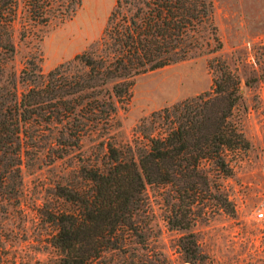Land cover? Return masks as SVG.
<instances>
[{"label":"trees","instance_id":"trees-1","mask_svg":"<svg viewBox=\"0 0 264 264\" xmlns=\"http://www.w3.org/2000/svg\"><path fill=\"white\" fill-rule=\"evenodd\" d=\"M22 3L32 19L47 23L70 16L80 0ZM18 7L19 0H0V76L14 52ZM203 26L213 33L211 51L219 49L213 0H115L95 47L46 72L28 60L18 75L26 85L22 90L11 72L0 84V209L18 199L21 164L41 146L45 131L56 133L49 142L51 159L81 146L84 135L104 136L117 107L128 101L134 77L188 57L201 46L197 33ZM209 65L214 72L209 89L153 110L128 141L100 138L101 154L81 158L78 170L86 187L57 186L71 208L50 213L58 254L42 264H110L107 253L127 254L130 239L145 248L137 215L148 207L147 184L171 186L177 208L170 225L190 228L193 204L213 194L205 163L229 175L228 151L249 146L233 118L242 97L240 76L221 58ZM181 245L186 261L203 259L193 234Z\"/></svg>","mask_w":264,"mask_h":264},{"label":"rangeland","instance_id":"rangeland-1","mask_svg":"<svg viewBox=\"0 0 264 264\" xmlns=\"http://www.w3.org/2000/svg\"><path fill=\"white\" fill-rule=\"evenodd\" d=\"M73 4V0H72ZM115 0H80L72 14L62 21L47 23L32 19L19 0L13 23L14 52L4 60L5 84L16 74L18 90L26 87L19 80L22 66L33 60L46 72L60 62L95 47ZM214 24L221 47L215 46L208 26L200 28L201 46L188 57L145 71L134 77L131 95L119 105L112 125L104 136L118 143L132 137L134 127L153 110L170 105L211 87L213 57L223 59L239 74L241 99L233 111L249 146L229 150V175L217 174L210 164L209 199L192 206L193 224L189 229L170 225L176 206L169 184H147L146 211L137 215L146 247L128 240L127 254L109 251L110 264H191L184 258L182 241L196 238L204 254L197 264H264V222L252 211L264 193V0H213ZM41 146L21 164L22 185L18 199L5 201L0 209V264H42L57 256L51 244L55 224L50 213L71 208L56 193L58 185L86 187L79 172L81 158L101 154L100 135L87 134L81 146L62 157L51 159L49 142L55 132L45 131Z\"/></svg>","mask_w":264,"mask_h":264},{"label":"built area","instance_id":"built-area-1","mask_svg":"<svg viewBox=\"0 0 264 264\" xmlns=\"http://www.w3.org/2000/svg\"><path fill=\"white\" fill-rule=\"evenodd\" d=\"M252 214L256 220L264 222V193L262 195L261 200L254 207Z\"/></svg>","mask_w":264,"mask_h":264}]
</instances>
